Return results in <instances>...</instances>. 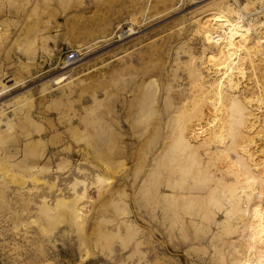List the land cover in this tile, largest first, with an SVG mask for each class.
I'll use <instances>...</instances> for the list:
<instances>
[{
  "label": "rangeland",
  "instance_id": "obj_1",
  "mask_svg": "<svg viewBox=\"0 0 264 264\" xmlns=\"http://www.w3.org/2000/svg\"><path fill=\"white\" fill-rule=\"evenodd\" d=\"M233 2L0 0V264L264 250V0H237L262 9L234 75L248 112L195 99L225 60L212 12ZM70 48L81 56L63 65Z\"/></svg>",
  "mask_w": 264,
  "mask_h": 264
},
{
  "label": "bare ground",
  "instance_id": "obj_2",
  "mask_svg": "<svg viewBox=\"0 0 264 264\" xmlns=\"http://www.w3.org/2000/svg\"><path fill=\"white\" fill-rule=\"evenodd\" d=\"M233 1H234L233 3L236 4L238 8H234L230 5H227V6H222V8H219L218 10H215L214 12H212V16L215 17L216 20L210 21V26L207 27V33L209 35L210 42H212L214 46L217 47L216 54L219 55V59L220 58L225 59L224 61L220 62V64L222 65L218 68L217 71L219 80H217L216 82L215 79H212V81L208 79L207 83H203L204 85H201L199 87V89H201L202 92L201 94L203 98H199L195 96L196 104L201 108H205L207 113H210V109L215 111H218L220 109H233L239 113L242 112L244 114L243 111L246 110L245 106L247 104L246 105L243 104L239 99L240 97H238L234 93V91L238 88V82H239L234 77V75L240 74L241 76H243L244 74L242 63H240L241 52L245 53L247 59L250 60L248 54L251 53L252 43L250 42L248 35H249V31L251 29L253 30L254 28L253 26L256 24L250 19L254 15L259 14L258 12H261L262 9H254L252 12L245 13L241 10L239 2H237V0H233ZM245 20L248 21L246 22L247 24L244 23ZM254 21H258V20L256 19ZM68 65H66V67ZM214 74L215 73L213 72V75ZM63 78L64 76H57L54 78L53 81L54 83L60 80L62 81ZM226 96H228L227 102H225L224 100ZM247 99L245 100V102L248 101ZM249 116H251V114H249ZM252 120H257V119H252ZM220 122L221 120L217 119L216 122H213L212 124H216ZM254 122L256 123V121ZM255 227L256 225H254V229ZM249 237L250 238L253 237L254 239L256 235L252 233V237L251 236ZM251 242L253 241L251 240ZM250 250H251V253L249 252L250 255L244 256L238 264H264V250L257 251L258 252L257 254L255 253L254 249L253 251L252 248ZM242 254L244 255V251L242 252Z\"/></svg>",
  "mask_w": 264,
  "mask_h": 264
},
{
  "label": "built area",
  "instance_id": "obj_3",
  "mask_svg": "<svg viewBox=\"0 0 264 264\" xmlns=\"http://www.w3.org/2000/svg\"><path fill=\"white\" fill-rule=\"evenodd\" d=\"M64 53H65V55H64V58L62 60L63 65L69 64V63L71 64V63L77 61L81 56L80 51L78 49H75V48L67 49Z\"/></svg>",
  "mask_w": 264,
  "mask_h": 264
}]
</instances>
